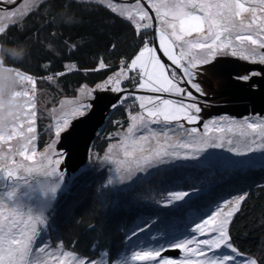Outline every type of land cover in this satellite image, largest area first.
Returning <instances> with one entry per match:
<instances>
[{
  "label": "snow or ice",
  "instance_id": "obj_1",
  "mask_svg": "<svg viewBox=\"0 0 264 264\" xmlns=\"http://www.w3.org/2000/svg\"><path fill=\"white\" fill-rule=\"evenodd\" d=\"M40 2L42 0H23L19 7L0 12V34L8 27L2 23L4 19L15 24ZM97 2L106 3L113 13L131 21L137 35L142 28L152 29L151 9L157 21L159 49L170 63H164L157 55V48L145 42L127 67L122 66L94 88L82 86L79 99L62 102V115L55 124V140L40 153L34 143L37 140V113L34 111L37 81L32 75L17 70L20 83L15 95L24 100L23 113L18 122L0 126V264H113L107 252L101 253L98 259H85L65 251L62 244L53 248L41 242L37 246L49 223L46 213L52 208L64 179L60 169L64 153L56 151L55 144L73 120L86 118L98 103H103L104 93H125L117 103L110 105L113 110L129 96L139 102L142 110L136 114L128 112V126L116 132L119 140L109 146L104 157L105 161L116 165L121 182L161 164L196 160L207 148L225 145L236 156L260 154L264 166V118L245 117L237 121L221 116L204 123L202 132L181 123L193 125L201 120L198 97L181 85L190 86L200 96L206 95L196 79L204 66L214 64L220 56L264 65V51H261L264 50V0H146L147 8L141 0L122 5L112 0ZM0 3L15 4L16 0H0ZM193 34L196 39H190ZM107 67L101 60L93 70ZM260 75L253 71L236 79L247 82ZM46 79L52 81L53 76L48 75ZM137 79V91L167 93L181 99L136 95L127 93L121 86L124 81ZM156 125L160 127H154ZM170 133L183 139L173 140ZM217 133L220 135H213ZM196 195L195 192H172L169 203L182 201L187 205L190 200L185 198ZM246 196L247 193L217 202L195 223L190 235L157 248L134 250L115 264H256L253 257L234 246L229 233V225ZM169 249L180 250L181 256L163 257L162 252Z\"/></svg>",
  "mask_w": 264,
  "mask_h": 264
},
{
  "label": "trees",
  "instance_id": "obj_2",
  "mask_svg": "<svg viewBox=\"0 0 264 264\" xmlns=\"http://www.w3.org/2000/svg\"><path fill=\"white\" fill-rule=\"evenodd\" d=\"M66 4L81 23L74 26L56 23V13ZM93 6L78 0H43L26 17L11 23L0 34L2 44L25 43L30 48L23 61L9 59L6 63L38 79L52 75L59 85L55 90L64 91L68 96L84 83L95 85L106 79L122 61L128 62L143 46L149 32L141 29L137 35L131 21L105 5ZM101 60L108 67L94 71ZM60 72L65 75L57 76ZM127 108L121 105L111 112L107 130L115 128L113 123L116 122L127 124ZM134 108L138 106L135 105L132 111ZM94 146L100 152L107 142L97 138ZM238 170L225 165L179 164L156 175L154 181L150 180L152 183L161 182L162 175L173 176L170 181L173 189L197 193L186 199L190 200L187 205L168 207L155 205L164 196L157 195L153 184H136L134 188L119 190L105 185L108 181L105 169H83L70 182L51 212L47 228L49 241L62 244L65 249L88 259L107 252L108 259L114 262L123 254H131L139 246L149 244L154 237L160 238L147 230V226L164 234L163 227L172 228L175 221V229L179 231L176 236H187L191 234L190 226L217 202L247 193L240 211L232 219L229 233L240 252L256 257L259 264H264V187H261L264 186V168ZM137 195L155 202L130 200ZM163 213L167 217L162 216ZM164 236L165 242L175 240L172 235Z\"/></svg>",
  "mask_w": 264,
  "mask_h": 264
},
{
  "label": "rangeland",
  "instance_id": "obj_3",
  "mask_svg": "<svg viewBox=\"0 0 264 264\" xmlns=\"http://www.w3.org/2000/svg\"><path fill=\"white\" fill-rule=\"evenodd\" d=\"M78 1L81 3L87 4L90 7H94L93 5L107 6L106 3L100 4L97 2V0H78ZM133 2L134 0H112V3L121 4V5L131 4ZM141 2L145 3L146 8L148 7L146 0H141ZM22 3H23V0H16L15 4L5 3L7 5H4L0 3V12L13 10L19 7ZM40 3H38L36 6H38ZM259 14L260 13L258 12V15ZM150 15H152L151 12H150ZM2 23L7 24L8 26L11 24V22L8 19H4ZM154 28H157V21L155 25L154 18H153L152 29L142 28V30L149 32L145 38L146 39L145 42H147L150 47L151 46L155 47ZM196 38H197L196 34H193V37H191L190 39H196ZM157 41H158V38H157ZM139 50L132 56L131 59H129L128 62L124 61L123 64L121 63L118 66L119 68L113 73H111L110 75H113L115 72L119 71V69L122 66L127 67L130 61L134 59L135 56L139 53ZM261 51H264V50H261ZM157 55H159L158 51H157ZM161 60L164 62L162 58ZM257 65H259V63L254 64V63H250V62L241 60L239 58H234L231 56H220L217 58L214 64L204 66L203 69L201 70V74H199L196 79H197V82L200 83L206 95L200 96L193 89H191L190 86L186 84L181 85L182 87H188V90L193 91V95L198 97L199 106L202 109V111L199 113L201 120L198 124H193V125H189L184 121H181V123H184L186 128L197 127L202 132L204 123L212 119H217L221 116H227L237 121L243 120V118L245 117H248L250 119L254 117L264 118V100H260L259 102L256 103L255 98L252 95H249L248 93L229 94L227 96L219 97L214 100H203L202 99V97H205V96H211V97L217 96L221 92H227L230 90H235L236 88H243V87L251 88L252 90H255L260 96L264 97V82L262 83V79H261L263 77V72L260 69H258ZM14 69L16 71L17 70L21 71L20 69L16 67H14ZM253 71L260 72L261 75L253 77L247 82L236 79V77L248 74ZM25 74H28V73H25ZM129 75L131 76L133 75V73H129ZM34 78L37 81L36 91H35L36 108L34 109V111H36L37 113L36 125H35L36 126L35 135L37 136V140L34 143L36 144L37 152L40 153L45 150L46 146L49 143H52L55 140V124H56V121L59 119V117L62 115V108H61L62 102L75 101L79 99L80 98L79 90L82 88V86L86 85L89 88H94L97 84L103 83L107 78L96 83L95 85H88L87 83L82 84L76 89L74 93H72L73 94L72 96H68L67 94H65L64 91L59 92L58 90H55L56 88H59V85L56 83L54 78L52 81H48L46 78H43V79H38L36 77ZM133 82L134 83L131 84L129 83V81H124L121 86L125 88L127 93H135L136 95H143V96L160 95L165 99H177V100L181 99V97H175L167 93H151L145 90L137 91V84L139 81L137 79V80H133ZM123 95H125L124 92H122L121 94L111 93V92L104 93L103 103H98L95 108V111L90 113L84 119L73 120L70 128L66 132L61 133V138L55 144V149L58 152L62 151L64 153V160H63V163L60 165V169L64 173V179H63V184L61 186V191L58 193L57 198L54 201L52 208H50L48 212L46 213L49 217V223L51 219L50 218L51 212L53 211L54 208H56L60 196L66 192L67 188L70 185V182H72L75 176H77V173H79V171H82L83 169L95 168L97 171H100L101 169L102 170L105 169V171L107 172L106 181L107 180L108 181L106 182V184L105 183L104 184L108 186L112 185L115 189H119V190L120 189L127 190L129 188H134L136 184L137 186L141 184H149V183L153 184L156 186L155 188L157 189V195L161 194L164 196V198L160 197L158 202H155L152 200L142 199L139 195H137L133 198H130V200L135 199L136 201L140 200L142 203L148 202V203H153V204L155 202V205H160V206L165 205L168 207H176V206L181 205L184 202L173 201L169 203L170 194L172 192L183 191V190L172 188L170 181H172L171 177L173 176L165 177V175H162L161 182H158L156 184V181H155L154 183H152V181L155 180L156 175L160 173H164L166 170L172 167L178 166L179 164L182 166H187L189 164H196V165L215 164V165H222V166L225 165L226 168L239 169L238 170L239 172L246 171L250 169V167L264 168V166H262V160H261L260 154L257 153V154H252L250 156H244V157L236 156L234 153H230L227 150L228 146L225 145V147L223 148H207L206 151L201 153L200 156L196 160H177L172 163L161 164L154 168H149L147 172L136 173V175L133 176L131 180H125L121 182L119 180V173L115 171L116 165L108 161H105L104 157L105 155L108 154L109 146L111 144L116 143L119 140V137L116 136V132L123 131V129L128 126L129 120L127 124L125 122H119V123L116 122V124L113 123L115 128L111 129L110 131L107 130L109 126L110 114L112 111H114L109 106L105 110L104 114L101 116V122L96 128L93 141L90 143L89 147L85 150V153L83 155H78L74 152L69 153L65 145V136L67 135V133L74 131V129L80 126L82 122H86L88 119L93 118L96 115V113L104 109L107 103L110 102L111 100H114L113 103H117L120 97ZM185 102L192 103L193 101L185 100ZM122 105L123 106L125 105L126 107H128L127 110L131 112L132 114H136L142 111L139 108V102L134 101L131 96H129V99L126 100ZM135 105L138 106V108L137 109L134 108V110L132 111V108ZM64 108L65 109L67 108V104L64 105ZM54 109L55 111H53ZM25 127H27V125H25ZM154 127L159 128L160 126L156 125ZM176 131L181 132L182 130L176 129ZM170 135H173V140L183 139L182 136H176L171 133ZM213 135H220V134L217 133ZM97 138L99 139L103 138L107 142V146L103 151L99 152L95 149L94 145H95ZM15 143H16L15 141H12V144H15ZM181 151L183 152L184 150H181ZM248 161H251V163H246ZM165 179H168L169 182L165 183ZM109 180L112 181L111 184H107ZM185 199H188V197H186ZM159 210H162L163 212H165L162 207H159ZM162 216L167 217L166 213H163ZM173 223H174V226L172 228L163 227V230L165 231L164 234L161 231H158L152 228L151 226H147L146 227L147 230H149L151 233H155L160 238L154 237L148 242L149 244L144 245V247L139 246L140 248H137V249H144V248H149V247L157 248L162 245L170 244L169 240L165 242L166 237L164 235L166 236L172 235L175 240L179 238H183L184 236L183 237L176 236L177 234H179V231L175 229L176 222L173 221ZM194 226L195 224L191 225L190 227H194ZM47 228L48 226L45 229H43L40 240L37 241V246H39L41 242H47L53 248L58 247L59 244L58 245L52 244L49 241L50 234L48 233ZM162 237L164 240L162 239ZM203 238L204 237H201V239ZM64 250L70 251L65 248ZM76 255L81 258L88 259L86 257H82L79 254H76ZM128 255H130V253L123 254L122 258H118L117 260H122L125 256H128ZM99 256L95 259H98ZM162 256L167 257V258H179L181 256V252L179 250V253L177 256H172V255H162ZM250 257H253V256H250ZM115 261L113 262V264H115Z\"/></svg>",
  "mask_w": 264,
  "mask_h": 264
},
{
  "label": "clouds",
  "instance_id": "obj_4",
  "mask_svg": "<svg viewBox=\"0 0 264 264\" xmlns=\"http://www.w3.org/2000/svg\"><path fill=\"white\" fill-rule=\"evenodd\" d=\"M56 23L74 26L81 23V19L71 11L68 4L56 13ZM30 52L25 43L7 45L0 43V126L7 127L19 121L23 113L24 100L15 93L18 90L20 77L13 66L6 63L11 59L16 62L23 61ZM256 264L259 260L253 257Z\"/></svg>",
  "mask_w": 264,
  "mask_h": 264
},
{
  "label": "water",
  "instance_id": "obj_5",
  "mask_svg": "<svg viewBox=\"0 0 264 264\" xmlns=\"http://www.w3.org/2000/svg\"><path fill=\"white\" fill-rule=\"evenodd\" d=\"M4 5H7L5 3H2ZM151 12L154 23L156 25V19L154 16V13L149 9ZM154 45L157 48V51L161 58L164 60L165 63H169V61L166 59V57L163 56L162 51L159 49V44L157 41V34H156V28H154ZM258 69H260L263 72L262 83L264 82V65H257ZM239 94V93H248L249 95H252L255 98V102H259L260 100H264V97L260 96L255 90H252L251 88H236L235 90H230L227 92H221L217 96H205L202 97L203 100H214L219 97H224L229 94ZM121 94V93H120ZM114 102V100H111L107 103L106 107L102 109L100 112L96 113V115L93 118L88 119L86 122H82L80 126L74 129V131L67 133L65 136V145L67 147V150L69 153L74 152L78 155H83L85 153V150L89 147L90 143L93 141L94 134L96 131V128L101 122V116L104 114L105 110L110 107V105ZM179 253V250H172L169 249L168 251H165L162 253V255H172L177 256Z\"/></svg>",
  "mask_w": 264,
  "mask_h": 264
}]
</instances>
